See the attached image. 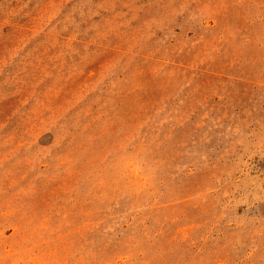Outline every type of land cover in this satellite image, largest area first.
Wrapping results in <instances>:
<instances>
[{
  "label": "rangeland",
  "instance_id": "374dc122",
  "mask_svg": "<svg viewBox=\"0 0 264 264\" xmlns=\"http://www.w3.org/2000/svg\"><path fill=\"white\" fill-rule=\"evenodd\" d=\"M0 264H264V0H0Z\"/></svg>",
  "mask_w": 264,
  "mask_h": 264
}]
</instances>
